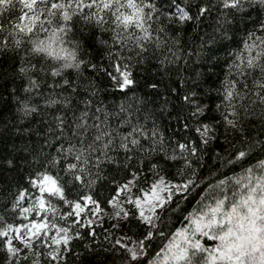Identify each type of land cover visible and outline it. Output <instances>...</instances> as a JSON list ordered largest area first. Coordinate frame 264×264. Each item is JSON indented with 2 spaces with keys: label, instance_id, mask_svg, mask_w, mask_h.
I'll list each match as a JSON object with an SVG mask.
<instances>
[{
  "label": "trees",
  "instance_id": "16d2710c",
  "mask_svg": "<svg viewBox=\"0 0 264 264\" xmlns=\"http://www.w3.org/2000/svg\"><path fill=\"white\" fill-rule=\"evenodd\" d=\"M145 2L155 10L152 38L142 41L143 50L124 36L114 39L109 13H102L108 23L101 26L77 16L63 46L76 52L79 66L62 69L59 76L52 72L63 61L32 53L27 36L17 48L8 35L22 14L20 6L3 17L0 40L6 38L8 45L0 48V232L26 221L21 193L39 196L32 181L50 174L70 203L47 198L55 212L42 217L51 236L55 224L67 228L70 239L52 260L45 238L12 255L0 236V264H150L218 201L229 209L264 178V88L259 86L264 74L258 68L241 74L236 67L241 54L249 56L245 44L259 45L253 56L264 48L262 1L242 0L237 8H225L223 0ZM177 5L192 18L181 21ZM117 65L131 74L132 84L122 86ZM233 83L241 95L229 102L225 89ZM208 124L214 126L210 137L202 134ZM72 164L76 171H69ZM132 173L141 190L160 175L187 187L156 210L151 224L127 202L123 218L89 224L86 214L69 215L87 196L108 206ZM139 195L133 188V196ZM120 234L134 243L137 259L118 242ZM197 242L204 251L194 247ZM218 246L202 235L176 264H224L213 260Z\"/></svg>",
  "mask_w": 264,
  "mask_h": 264
},
{
  "label": "snow or ice",
  "instance_id": "6c2138e0",
  "mask_svg": "<svg viewBox=\"0 0 264 264\" xmlns=\"http://www.w3.org/2000/svg\"><path fill=\"white\" fill-rule=\"evenodd\" d=\"M242 0H223L225 8H237ZM20 6L21 15L18 16V22L13 25L12 31L8 33L12 37V42L19 48L22 44V37H29L31 44V52L35 54H42L54 62L63 61L61 68L52 72L53 76H59L62 69L78 67L76 63V52L69 50L63 46L64 36L72 31L73 19L79 16L85 22H94L97 26L108 23L102 13H109L111 15L112 23L116 26V37L114 39L120 42L119 38L124 36L125 41H132L137 48L144 49L142 41H150L152 38L149 28L152 19V12L155 10V5L145 0H0V34L5 29L3 26V17L6 13L13 11ZM145 8L149 9L147 13ZM88 11H85V10ZM128 9L130 11H122ZM179 12V19L181 21L190 20L192 17L187 11L177 5ZM206 9H201V14ZM25 21H27L25 23ZM47 25V26H46ZM123 29V32L119 31ZM138 30V31H137ZM48 33L44 39L39 38L40 33ZM142 33V35L138 34ZM126 34V35H125ZM21 37V38H17ZM264 44V41H261ZM8 45V40L5 38L0 40V48H5ZM259 45L245 44V49L249 51V56L244 58L238 57L240 61L236 67L241 74H246L249 70H256L264 74V64L259 63L260 59L264 57V48L257 52L255 56L251 55L253 48ZM21 71H25L23 68ZM116 71L123 77L122 86L132 84L130 73L122 71L119 65L116 66ZM67 83V81H65ZM33 86H37L35 81H32ZM264 88V84L259 85ZM241 93L236 90L235 84H230L225 89V99L231 102L234 97H240ZM261 102L264 103V97H261ZM32 111L33 109H25ZM229 123H233L230 121ZM211 129L205 127L203 135H207ZM100 139L99 136L96 137ZM133 144L136 141H132ZM126 147V146H125ZM183 149V146H181ZM77 155L76 159L79 161L81 156ZM245 154L240 153L243 157ZM174 159V157H173ZM87 163V161H84ZM76 164L69 165V171H76ZM83 171V168L79 169ZM132 179L128 180L123 185L119 186L117 198L121 193H132L133 188L140 193L136 199L127 196V203L133 204L139 212V217L148 224L152 223L153 216L146 215L145 209L149 213H154L157 207H162L169 202L172 196L173 186L160 178L158 182H154L152 186L143 191L139 189L136 183L137 174H131ZM75 180L81 181V176L76 175ZM32 184L38 189L40 196L34 202V207L43 212H55L50 200L47 198H57L65 203L67 201L65 196V189L59 183L57 178L50 174H41L39 182L33 180ZM259 188V192H257ZM117 198H113L111 205L117 207ZM20 199H24V194L21 193ZM88 204L93 206V210L99 208L98 202L92 196L83 198ZM74 211L69 215H79L85 211L81 203L76 202L73 205ZM225 204L223 200L217 202L215 208H211L209 213L201 216L195 220L196 231H203L204 235L212 232V239L219 240L220 245L215 249L218 256H213V260L219 259L224 264H264V178L257 182V186L250 187L246 197L240 200L238 204H233L229 211H224ZM25 213L33 211L32 208L23 209ZM120 211H124L120 207ZM218 214L223 216V219H218ZM119 215V212L117 213ZM127 216V213H125ZM27 233L25 237H20V229H15L16 239L24 245L25 248H31L32 244L29 242L33 236L45 238L47 232L50 230L48 222L45 220L40 223H33L30 226H25ZM52 229L56 230V234L64 233L59 239L55 237L51 240V244L60 246L62 243L67 244L70 237L67 235V228H57L55 224L51 225ZM213 229L218 231L213 232ZM13 231L11 225L8 226L7 231L0 232V236H8V232ZM12 240H8V251L12 255L17 254V249L11 246ZM195 248L204 251L197 242ZM133 260L138 258L137 251L128 249ZM142 255L143 253H139ZM52 260L57 259V255L51 256Z\"/></svg>",
  "mask_w": 264,
  "mask_h": 264
},
{
  "label": "rangeland",
  "instance_id": "374dc122",
  "mask_svg": "<svg viewBox=\"0 0 264 264\" xmlns=\"http://www.w3.org/2000/svg\"><path fill=\"white\" fill-rule=\"evenodd\" d=\"M261 1L264 5V0H261ZM205 127L211 129V131L207 134V136H209V137L212 136L214 133V126L212 124H208ZM160 178H163L166 182H168L170 185L173 186L172 195L174 193L182 192L187 187V183H176V182L172 181L171 179H168L166 176L160 175L157 178H155L153 181H151L147 188L142 189V190L147 191L152 186V184L154 182H158ZM130 179H132V177ZM37 182H39V181H37ZM39 196H40V193H39ZM39 196H37L35 198H30L29 196L24 194V199H21L22 210L25 208H32L33 211L28 212V213H25L23 211L25 214L26 221L22 224L17 225V226H12L13 231L8 232V236H6L7 248H8V240L11 239L12 240L11 246L18 250L17 253H21L25 249V247L20 242V240L16 239L17 234L15 232V229L19 228L20 229L19 236L25 237V235L27 233V228L25 226H30L33 223H40V222H43L46 220L42 217V212L37 210L34 207V202L37 200V198ZM127 196H131L132 199L137 198V197L133 196V191H132V193H121L118 198H117V195L114 197V198H117V204H118L117 207H113L111 205V201L113 200L112 199L108 206H106V207H100L99 206V208L95 211L93 210V206L91 204H88L86 201L79 202L85 208V211L81 212L78 216L77 215L76 216L78 219H80L84 214H86V222L89 224L99 223L105 217L123 218V217H125V213H126L125 208H124V203L127 202V200H126ZM88 206L92 207L91 213H87V207ZM120 207H122L124 209V211H120ZM158 208L159 207H157L156 210ZM156 210H155V212H156ZM229 210H230V208L224 209V211H229ZM118 212H119V215H117ZM155 212L149 213L147 211V208L145 209L146 215L154 216ZM209 212L210 211H208L207 213H209ZM205 214L206 213L200 215L198 217V219ZM218 219H223V216L218 214ZM212 231L215 232L218 230L213 229ZM204 232H208V229H203V231H196L195 223L193 226H190L188 228L181 230L180 232H178L176 234V236L173 238V240L166 246V248L163 250V252L157 258H155V260H153L150 264H176L178 261H180L186 255V253L190 247V244L194 243L196 238H199L200 236L204 235ZM63 235H64V233H60V235L58 236L56 234V230L54 231L52 236L49 234V231L47 232V235L45 237V244H46V247L50 250L51 255H58L59 247H60V246H56V245L51 244V240L54 237L56 239H59ZM67 235H68V233H67ZM208 236L211 238L212 232H209ZM38 238L39 237H37V236H33L32 240L29 242L31 244H33ZM217 241L220 245V241L219 240H217ZM118 242L123 246H127L130 249L136 250L134 243H129L128 239L123 234H120Z\"/></svg>",
  "mask_w": 264,
  "mask_h": 264
}]
</instances>
